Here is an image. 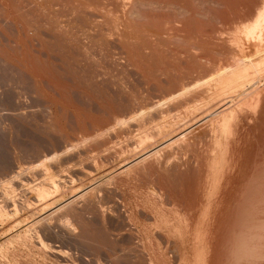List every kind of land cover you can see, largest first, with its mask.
<instances>
[{"label": "rangeland", "instance_id": "obj_1", "mask_svg": "<svg viewBox=\"0 0 264 264\" xmlns=\"http://www.w3.org/2000/svg\"><path fill=\"white\" fill-rule=\"evenodd\" d=\"M212 1L198 3L199 10L217 11L214 4L217 0ZM234 1L230 2L237 3ZM230 7L224 12L229 20L233 14L241 12L237 5ZM151 9L140 10L142 14L134 20L137 29L143 31L168 15L181 14L176 9L159 13ZM22 11L18 17L24 14ZM23 16L22 21L27 15ZM18 17L16 21L22 22ZM212 17L198 18L203 26L197 19L198 23L194 20L190 27L192 30H219L220 27L226 32L235 31L229 24L226 28L225 24L221 26V21ZM0 18V264H264V51H258L262 47H256L254 55L256 74L243 80V87L240 84L222 103H212L203 112H196L195 104H202L206 96V78L216 68L230 64L231 59L227 61L226 58L232 50L228 52L223 47L221 52L226 54H221L218 46L209 45L203 49L214 48L209 52H202L203 46H194L202 52H199L202 55L198 50L195 53L204 57L206 65L200 61L205 67L199 60L200 64L196 60L180 63L168 58L167 62L158 64L154 58L149 57V60L142 56L144 64L135 60L136 65H133L125 62L126 58L130 61L127 50L128 54H134L129 47L86 45L88 49L84 44L81 47L67 44L61 41L59 34L49 32V35L46 29L38 26L15 30L5 25L3 14ZM35 20H41L38 14L28 15L25 21L36 25ZM236 32L237 38H241L240 27ZM30 38L33 43L28 42L32 41ZM16 43H23V47ZM172 45L175 49L170 44L167 46L171 54L178 47ZM248 51L242 43V48L235 53ZM107 53L112 56L107 57ZM182 86H192L194 98L175 100L165 106L163 114L151 111L152 103L176 98ZM225 111L226 116H223ZM135 113L143 114L144 118L130 121L129 125L117 124L116 120H129ZM222 116L227 126L231 117L235 118L231 122L233 125L230 123V133L217 139L214 136L216 124ZM160 130L163 135L156 136L153 142L141 146L137 143L140 134L157 135ZM103 134L106 135L103 137ZM164 147L169 150L161 151ZM152 152L160 153L164 159L169 157L167 165L170 161L173 164L169 166L174 169L169 172L171 175L158 168L153 169L155 172L142 169L143 174L139 176L123 172L131 165L142 166ZM172 152L176 154L174 157ZM160 157L157 158L163 159ZM176 164H180L182 170L173 168ZM115 178L127 181L122 184L119 179L115 184ZM52 182L61 187L59 195L39 201L37 188H48ZM83 199L99 202L107 219L104 227L111 233L110 240L101 239L99 244L91 246L92 249L72 239L74 236L69 235V230H64L65 221L69 220L72 232L78 234L80 231L67 212L50 217L53 211L73 201H77V205L73 204L77 208L85 203L88 205ZM41 201L46 202L42 204ZM94 227L104 235L103 226L96 224Z\"/></svg>", "mask_w": 264, "mask_h": 264}, {"label": "bare ground", "instance_id": "obj_2", "mask_svg": "<svg viewBox=\"0 0 264 264\" xmlns=\"http://www.w3.org/2000/svg\"><path fill=\"white\" fill-rule=\"evenodd\" d=\"M204 0H0V9L2 11V13L0 12V14H3V21H5L4 23H6L5 25H10L12 28H15V30L17 29H28L30 30V28H34L35 26H38L39 28H43L46 29L47 33L49 32H55L57 34H59L58 36L61 37V41H64L67 44H72V45H83V46H92V45H102V44H115L118 45L120 47H125L128 48L129 50H134V54H128V50H127V57L130 58V62L128 58H126L125 56V62H128V64H134L135 60L136 62L140 61L144 64L143 61H141L140 57L142 56V58H146L151 60L152 58H154V61H158V64L161 61H165L167 62V60H169L168 58H170L171 60H176V61H180V63H182L183 61H187L186 63H188L190 61V63L196 60V62H198L200 64V62L204 61V57L199 56V54H201L202 52H206V51H211L212 49H207L206 51H204V48H208V46H218V51L221 54H226V52H224L225 50H232L228 51L231 52L232 54L230 55V57L226 58L227 61L229 59H231V62H229L230 64L228 66H222V68L218 67L216 68V71L213 74H210V76L208 78H206V83H207V87H206V96L204 99V102L200 105H196L195 107V111L196 112H203L204 110L208 109L210 106H212V103L214 104H220L223 101L226 100L227 96H232V94H234V91H236L235 89H237V87H239V85L241 84V82L244 80L246 81L250 75L255 73V68L253 67V62L254 60V55L257 53V48H261L260 50H258L259 52L264 51V0H236L237 3L234 2H230L232 0H217L214 2L215 4V8L217 7V11L215 9V12L213 13L212 11L207 12V11H200L199 7H198V3L203 2ZM214 1V0H213ZM212 1V2H213ZM206 2V1H205ZM208 2V1H207ZM231 4V5H230ZM213 5V4H212ZM235 6L237 5L240 9L241 12L239 13H235L231 14V20L233 18V20H229L230 18H228L227 16H225L226 14L224 13L226 10H228L230 6ZM144 7H151L152 9H154V11H162V10H180L179 12L181 13L180 16H169L164 20H160L156 25L150 26V28H147L143 31H141L140 29H137V27L135 26L134 20L140 15V10ZM205 7V6H204ZM210 8V7H209ZM231 8V7H230ZM149 9V8H147ZM151 9V10H152ZM23 10V11H22ZM150 10V9H149ZM207 10V9H206ZM237 10V9H236ZM22 11V14H26L27 16L29 15H36L38 14L39 18L41 19L40 21L37 22V20H35L37 22L36 25H33L31 23H29L23 18V21L20 20V18L22 19V17H24L23 15H21L20 17H18L20 14V12ZM235 11V10H234ZM246 11V12H245ZM149 12V11H148ZM169 12V11H168ZM219 12V13H217ZM237 12V11H235ZM243 12V13H242ZM144 13V12H143ZM159 13V12H158ZM157 13V14H158ZM166 13V12H165ZM209 13H212L211 15H213L212 18L215 19V21H221L222 25H224V27L226 28V26L229 24L231 27H229V29H234L235 31H229L226 32L223 30H208L207 29L203 30L201 28V30H192V28L190 27L191 23L195 20V23H198V18H205L208 16H211ZM227 13V12H226ZM234 13V12H233ZM140 14V15H139ZM163 14V12H162ZM176 14V13H175ZM144 15V14H143ZM142 15V16H143ZM161 15V12H160ZM164 15V14H163ZM162 15V16H163ZM171 15V14H170ZM141 16V18H142ZM155 16V15H154ZM161 16V17H162ZM16 17L19 18L20 21L22 22H17L16 21ZM35 17V16H34ZM165 17V16H164ZM163 17V18H164ZM2 18H0L1 20ZM38 19V18H36ZM198 19V20H197ZM213 19V20H214ZM228 19V20H227ZM18 20V19H17ZM222 20H224L222 22ZM227 20V21H226ZM2 21V20H1ZM0 21V22H1ZM34 21V20H32ZM154 21V20H153ZM200 21V20H199ZM207 21V20H205ZM219 21V22H220ZM229 21V22H228ZM28 22V23H27ZM157 22V20H156ZM201 22V21H200ZM218 22V23H219ZM226 22V23H225ZM3 23V22H2ZM152 23V22H151ZM204 23V22H203ZM220 23V24H221ZM1 24V23H0ZM202 24V22H201ZM214 24V23H213ZM149 25V24H148ZM198 25V24H197ZM196 26V25H195ZM201 26V25H200ZM203 26V24H202ZM214 26V25H213ZM3 27V24H2ZM9 27V26H8ZM37 27V28H38ZM238 27H240L241 30V38H237L236 36V31L238 30ZM36 28V29H37ZM194 29V28H193ZM216 29V28H215ZM228 29V28H227ZM28 30V31H29ZM3 31V30H2ZM27 31V32H28ZM34 31V29H33ZM36 31V30H35ZM9 32V31H8ZM45 32V31H43ZM6 33V32H5ZM54 33V34H55ZM56 34V35H57ZM27 35V34H26ZM50 35V33H49ZM55 35V36H56ZM195 35V36H194ZM228 35V37H227ZM36 36V35H35ZM34 36V37H35ZM41 36V35H40ZM44 36V35H42ZM48 36V35H47ZM57 36V37H58ZM33 37V36H32ZM39 38V37H38ZM43 38V37H40ZM45 38V37H44ZM52 38V37H51ZM194 39V41L196 42L193 43L194 41L191 40ZM17 38H15L14 40H16ZM31 39V38H30ZM33 39V38H32ZM31 39V40H32ZM2 40V39H1ZM8 40V39H7ZM11 40V39H10ZM9 40V41H10ZM27 40V39H26ZM41 39H39L40 41ZM45 40V39H44ZM49 40V38H48ZM13 41V40H12ZM21 41V40H20ZM19 41V42H20ZM36 41H38L36 39ZM47 42V39L45 40ZM50 41V40H49ZM29 43H33L34 41H28ZM44 42V41H43ZM53 42V41H52ZM14 43V41H13ZM24 43V42H23ZM23 43H16L18 47H23ZM41 43V42H39ZM48 43V42H47ZM57 43V42H56ZM241 43V44H240ZM242 43L247 46L248 48V52L247 53H241V54H236L235 50H239V48H242ZM12 44V42H11ZM15 44V43H14ZM45 44V43H44ZM51 44V41L50 43ZM173 46L172 44H177L178 47H176V51L172 50L173 53L171 54L170 52V48L167 47L168 45ZM48 45V44H47ZM71 45V46H72ZM104 45V46H105ZM203 46V48H201L203 51H199L198 48L196 49L194 46ZM207 45V47H205ZM16 46V45H14ZM28 46V43H27ZM26 46V47H27ZM35 46V45H34ZM40 46V45H39ZM86 46V47H87ZM108 46V45H106ZM134 46V47H132ZM170 46V47H171ZM175 46V45H174ZM173 46L172 49H175V47ZM43 47V46H42ZM85 47V48H86ZM87 47V48H88ZM131 47V48H130ZM221 47V48H219ZM226 48L222 53L221 49L222 48ZM257 47V48H256ZM16 48V47H15ZM106 48V47H105ZM104 48V49H105ZM223 48V49H224ZM229 48V49H227ZM25 49V48H24ZM82 49V48H81ZM89 49V48H88ZM102 49V48H100ZM120 49V48H118ZM193 49V50H192ZM200 49V50H201ZM222 49V50H223ZM255 49V50H254ZM17 50V49H16ZM38 50V49H37ZM46 50V49H45ZM84 50V49H83ZM137 50H140V52L138 53ZM196 50V51H194ZM198 50V52H197ZM28 51V50H27ZM85 51V50H84ZM90 51V50H89ZM93 51V50H92ZM110 51V50H109ZM114 51V50H113ZM135 51H136V55H135ZM142 51V52H141ZM194 51V52H193ZM256 51V52H255ZM31 52V50H30ZM52 52V51H51ZM112 52V51H111ZM199 54H197V53ZM215 52V51H213ZM218 52V53H219ZM227 52V56H229L230 53ZM239 52V51H238ZM245 52V51H244ZM258 52V53H259ZM28 53V52H27ZM38 53V52H37ZM89 53V52H87ZM140 53H142L143 55H140ZM212 53V52H211ZM217 53V52H216ZM217 53V54H218ZM219 53V54H220ZM2 54V53H1ZM36 54V53H35ZM52 54V53H51ZM106 54V53H105ZM111 54V53H110ZM115 54V53H113ZM213 54V53H212ZM215 54V53H214ZM216 54V55H217ZM218 54V55H219ZM20 55V54H19ZM38 55V54H37ZM87 55V54H86ZM108 55V56H107ZM107 57H110L112 55L109 56V53H107ZM129 55V56H128ZM202 55V54H201ZM206 55V54H205ZM27 56V55H26ZM34 56V55H33ZM89 56V55H88ZM87 56V57H88ZM221 57H223V55H220ZM263 56V55H262ZM35 57V56H34ZM86 57V56H85ZM151 59H150V58ZM216 57V56H215ZM226 55L223 57L225 58ZM261 57V56H260ZM5 58V57H4ZM207 59V57H205ZM264 58V56H263ZM6 59V58H5ZM28 59V58H27ZM86 59V58H85ZM108 59V58H107ZM119 59V58H118ZM128 59V61H127ZM140 59V60H139ZM204 59V60H203ZM258 59V58H257ZM9 60V59H8ZM23 60V59H22ZM34 60V59H33ZM63 60V58H62ZM192 60V61H191ZM200 62H199V61ZM216 60V59H215ZM10 61V60H9ZM27 61V60H26ZM42 61V60H41ZM85 61V60H84ZM175 61V62H176ZM182 61V62H181ZM207 63L209 60H206ZM212 61V60H211ZM217 61V60H216ZM223 61V60H222ZM258 61V60H257ZM11 62V61H10ZM29 62V59H28ZM122 62V61H121ZM130 62V63H129ZM147 62H149L147 60ZM151 64L153 63V60L150 61ZM164 62V63H165ZM173 62V61H172ZM171 62V63H172ZM201 62V63H202ZM210 62V61H209ZM263 62V60H262ZM43 63V62H42ZM79 63V62H78ZM84 63V62H83ZM157 63V62H156ZM155 63V64H156ZM185 63V62H184ZM205 64V62H203ZM201 65H204V64ZM212 63V62H211ZM210 63V64H211ZM225 63V62H224ZM33 64V63H32ZM53 64V63H52ZM213 64V63H212ZM216 64V63H215ZM214 64V65H215ZM218 64V63H217ZM216 64V65H217ZM262 64V63H261ZM29 65V64H28ZM41 65V64H40ZM50 65V64H49ZM94 65V64H93ZM97 65V64H96ZM132 65V66H133ZM179 65V64H178ZM197 65V64H196ZM206 65V64H205ZM204 65V67H205ZM215 65V66H216ZM224 65V64H223ZM226 65V63H225ZM264 65V63H263ZM48 66V65H47ZM54 66V65H53ZM74 66V65H73ZM117 66V65H116ZM156 66V65H155ZM211 66V65H210ZM215 66H213L215 68ZM257 66V65H255ZM262 66V65H261ZM38 67V65H37ZM102 67V66H101ZM198 67V65H197ZM43 68V67H42ZM135 68V67H134ZM147 68V66L145 67ZM149 68V67H148ZM162 68V67H161ZM220 68V69H219ZM260 68V66L258 67ZM37 69V68H36ZM51 69V68H50ZM103 69V68H102ZM137 69H141L138 68ZM168 69V68H167ZM206 69V68H205ZM210 69V68H209ZM35 70V69H34ZM42 70V69H41ZM75 70V68H74ZM136 70V69H135ZM148 70V69H147ZM180 70V69H179ZM208 70V69H206ZM215 70V69H214ZM258 70V69H257ZM51 71V70H50ZM121 71V70H120ZM137 71V70H136ZM152 71V70H151ZM154 71V70H153ZM152 71V72H153ZM187 71V70H186ZM194 71V70H193ZM60 72V71H59ZM115 72V71H114ZM144 72V71H142ZM140 72V73H142ZM151 72V73H152ZM178 72V71H177ZM155 73V72H153ZM185 73V72H184ZM72 74V73H71ZM77 74V73H76ZM89 74V73H88ZM200 74V73H199ZM256 74V73H255ZM260 74V73H259ZM263 74V72H262ZM56 75V74H55ZM81 75V74H80ZM87 75V73H86ZM111 75V74H110ZM123 75V74H122ZM144 75V74H142ZM140 75V76H142ZM148 75V74H147ZM158 75V74H156ZM155 75V76H156ZM168 75V74H167ZM178 75V74H177ZM176 75V76H177ZM57 76V75H56ZM60 76V75H59ZM149 76V75H148ZM174 76V77H176ZM179 76V75H178ZM181 76V75H180ZM186 75L184 74V77ZM51 77V76H50ZM74 77V76H73ZM86 77V76H85ZM157 77V76H156ZM251 77V76H250ZM88 78V77H87ZM106 78V77H105ZM62 79V78H61ZM81 79V78H78ZM208 79V80H207ZM76 80V79H75ZM153 80V79H152ZM164 80V79H163ZM253 80V79H251ZM61 81V80H60ZM70 81V80H69ZM203 81V80H202ZM201 84H204L202 83ZM249 81V80H248ZM76 82V81H75ZM54 83V82H53ZM101 84V83H100ZM118 84V83H117ZM50 85V84H49ZM121 85V84H120ZM191 85V84H190ZM242 85V84H241ZM240 85V86H241ZM245 85V84H244ZM248 85V84H247ZM53 86V85H52ZM56 87V86H55ZM75 87V86H74ZM184 87V86H182ZM243 87V85L241 86ZM92 88V87H91ZM251 88V87H250ZM121 89V88H120ZM195 89V88H194ZM68 90V89H67ZM181 92L177 93L178 96H176V98H172L170 101H158L155 103H152L151 106V111H154V114H160V113H164L166 110H164L170 103L175 102L176 101H181L184 100L188 97L190 98H194L193 96V88L192 86H186L184 88L180 89ZM238 90V89H237ZM252 90V89H251ZM92 91V90H91ZM105 91V90H104ZM254 91V90H253ZM260 91V90H259ZM39 92V91H38ZM90 92V91H89ZM95 92V91H94ZM195 92V91H194ZM242 92V91H241ZM92 93V92H91ZM106 93V92H105ZM176 93V92H175ZM236 93V92H235ZM260 93V92H259ZM264 93V91H263ZM45 94V93H44ZM205 94V93H204ZM261 94V93H260ZM192 95V96H191ZM62 96V95H61ZM200 96V94H199ZM202 96V95H201ZM200 96V97H201ZM240 96V95H239ZM262 96V95H261ZM18 97V96H17ZM33 97V96H32ZM49 97V96H48ZM134 97V96H133ZM198 97V96H197ZM96 98V97H95ZM204 96H202L201 99H203ZM261 98V97H260ZM48 99V98H47ZM97 99V98H96ZM121 99V98H120ZM198 99V98H197ZM196 99V100H197ZM54 100V99H53ZM84 100V99H83ZM92 100V99H91ZM102 100V99H101ZM13 102V101H12ZM26 102V101H25ZM84 102V101H83ZM100 102V101H99ZM138 102V101H137ZM188 102V101H187ZM191 102V101H190ZM198 102V100H197ZM201 102V100H200ZM87 104V103H86ZM230 104V103H229ZM238 104V103H237ZM143 105V104H142ZM176 107L177 105L174 104ZM188 105V104H187ZM184 106V105H183ZM226 106V105H225ZM224 106V107H225ZM238 106V105H237ZM68 107V106H67ZM95 107V106H94ZM125 107V106H124ZM85 108V107H84ZM93 108V107H92ZM223 108V107H222ZM184 109V108H183ZM229 109V108H228ZM126 110V109H125ZM174 110V109H173ZM144 111V110H143ZM29 112V111H28ZM133 112V111H132ZM181 112V111H180ZM179 112V113H180ZM223 112V111H222ZM67 113V112H66ZM96 113V112H95ZM112 113V112H111ZM142 113V112H141ZM152 113V112H151ZM188 113V112H187ZM226 111L223 113V116H226ZM264 113V112H263ZM131 114V113H129ZM138 114V113H137ZM169 114V113H168ZM183 114V112H182ZM149 115V114H148ZM190 115V114H189ZM245 115V114H244ZM261 115V114H259ZM222 116L221 120L218 121V124H216V131H215V138H219L221 135L223 134H229L231 131V122H233L232 120L235 118L234 116L231 117V120L227 125L225 122V118ZM56 117V116H55ZM150 117V116H149ZM177 117V116H176ZM144 118V115L141 114V116L138 114L135 116H133L131 119L129 120H123V121H117L118 125H129L130 121L135 122L138 120H142ZM172 118V117H171ZM217 118V117H216ZM255 118V117H254ZM264 118V117H263ZM60 119V118H59ZM81 119V118H80ZM110 119V118H109ZM176 119V118H175ZM84 120V119H83ZM88 120V119H87ZM151 120V118H150ZM170 120V119H168ZM218 120V118L216 119ZM236 120V119H235ZM263 120V119H262ZM16 121V120H15ZM139 121V122H140ZM152 121V120H151ZM146 122V121H145ZM166 122V121H164ZM163 122V123H164ZM214 122V121H213ZM260 122V121H259ZM162 123V122H161ZM160 123V125H161ZM162 123V126H163ZM231 123V124H230ZM261 123V122H260ZM116 124V125H117ZM136 124V123H135ZM48 125V124H47ZM50 125V124H49ZM138 125V124H137ZM147 125V122L146 124ZM233 125V124H232ZM143 126V125H142ZM177 126V125H176ZM147 127V126H146ZM154 127V126H153ZM167 127V126H166ZM181 128V127H180ZM141 129V128H140ZM191 129V128H190ZM146 130V129H145ZM140 132V131H139ZM109 133V132H108ZM188 133V132H187ZM211 133V132H210ZM52 134V133H51ZM102 133H99V136H101ZM116 134V132H115ZM68 135V134H67ZM106 134H103L102 136L104 137ZM109 135V134H108ZM122 135V134H121ZM142 135V136H141ZM163 135V131H159L157 133V135L155 134H140V141L137 143H140L141 145H145L147 143H151L155 140V137H161ZM212 135V134H211ZM210 135V136H211ZM200 136V135H199ZM213 136V135H212ZM138 137V136H137ZM158 137L156 138V140L158 139ZM99 138V137H98ZM97 138V139H98ZM106 138V137H105ZM139 138V137H138ZM200 138V137H199ZM198 138V139H199ZM62 139V137H61ZM103 138H101L102 140ZM206 139V138H205ZM99 140V139H98ZM213 140V139H212ZM97 141V140H95ZM214 141V140H213ZM61 142V141H60ZM156 142V141H155ZM186 142V140H185ZM184 142V143H185ZM122 143V142H121ZM177 143V142H176ZM193 143V142H192ZM204 143V142H203ZM208 143V142H207ZM210 143V142H209ZM50 144V143H49ZM166 144V143H165ZM189 144V143H188ZM206 144V143H205ZM121 145V144H120ZM197 145V144H196ZM166 146V145H165ZM210 146V145H209ZM54 147V146H53ZM121 147V146H120ZM127 147V146H126ZM134 147V146H133ZM156 147V146H155ZM208 147V146H207ZM62 148V147H61ZM123 148V147H122ZM121 148V149H122ZM160 148V147H159ZM164 148L166 150H164ZM161 151H168L167 147H164ZM184 148V147H183ZM186 148V146H185ZM191 148V147H190ZM29 149V148H28ZM60 149V148H59ZM189 149V147H188ZM195 149V148H194ZM182 150V149H181ZM191 150V149H190ZM204 150V149H203ZM160 151V152H161ZM159 152V151H158ZM158 152H152V154L148 153V157L146 159H144V163L143 165H139L137 166L136 164L134 166L131 165V167L128 169L129 170H125L123 169V172H134L135 175L138 174H143L142 173V169L145 172L146 170H153L154 168H158V170L160 169L162 172L165 171L166 173H169L170 171H173L174 169H172L169 165L173 164V163H168L167 165V161L169 159V157H166V159H164L162 156L160 155V153L158 154ZM180 152V151H179ZM207 152V151H206ZM123 153V151L121 152ZM151 153V152H150ZM170 153V151L168 152ZM173 153V152H172ZM171 155H173V157L176 155H174V153ZM195 153V152H194ZM208 153V152H207ZM55 154V153H54ZM113 154V153H112ZM158 154V155H157ZM162 154V153H161ZM206 154V153H205ZM144 155V154H143ZM105 156V155H104ZM155 156H161V160H159V158L155 157ZM185 156V155H184ZM183 156V157H184ZM67 157V156H66ZM198 157V155H197ZM205 157V156H204ZM48 158V157H46ZM45 158V159H46ZM178 159V158H177ZM176 159V160H177ZM183 159V158H181ZM99 160V159H98ZM142 160V159H141ZM163 160V161H162ZM170 160V159H169ZM41 161V160H40ZM53 161V160H52ZM100 161V160H99ZM104 161V159H103ZM106 161V160H105ZM205 161V159H204ZM207 161V160H206ZM172 162V161H171ZM42 163V162H41ZM45 163V162H44ZM182 163V162H181ZM188 163V162H187ZM197 163V162H196ZM206 163V162H205ZM43 164V163H42ZM41 164V165H42ZM163 164V165H162ZM49 165V164H48ZM104 165V164H103ZM113 165V164H112ZM158 165H162V166H158ZM184 165V164H183ZM208 165V164H207ZM44 166V165H43ZM137 166V167H136ZM191 166V165H190ZM199 166V165H198ZM202 166V165H201ZM126 167V166H125ZM164 167V168H161ZM181 165L180 164H176L173 165V168H175L177 171H179L178 169H180ZM195 167V166H194ZM200 167V166H199ZM145 168H148L145 170ZM178 168V169H177ZM205 168V167H204ZM163 169V170H162ZM196 170V168H194ZM203 169V168H202ZM14 170V169H13ZM12 170V171H13ZM141 170V173H140ZM157 170V171H158ZM159 170V171H160ZM182 170V168L180 169ZM154 172L156 170H153ZM158 171V172H159ZM160 171V172H161ZM186 171V170H185ZM174 172V171H173ZM205 173V171H203ZM126 173V174H127ZM153 173V172H152ZM179 173V172H178ZM121 174L122 170H121ZM131 174V173H130ZM150 174V173H149ZM170 174V173H169ZM176 174V172H175ZM115 175V174H114ZM133 175V174H132ZM152 175V174H151ZM162 175V174H161ZM165 175V174H164ZM171 175V174H170ZM184 175V174H183ZM189 175V174H188ZM185 175V176H188ZM116 176V175H115ZM127 179H129V175ZM139 176V175H138ZM67 177V176H66ZM73 177V176H72ZM113 177V175H112ZM120 177V176H119ZM123 177V175H122ZM134 177V176H133ZM143 177V176H142ZM166 177H169L168 175ZM124 178V177H123ZM130 178L132 180V177L130 175ZM160 178V177H159ZM186 178V177H185ZM209 178V177H208ZM69 179V178H68ZM72 179V178H71ZM114 179V178H113ZM120 180H122V184L126 183V181L122 178H119ZM119 179L118 181H114L119 183ZM154 179V178H153ZM166 179V178H165ZM21 180V179H20ZM123 180L125 182H123ZM141 180V179H139ZM168 180V179H167ZM135 181V180H134ZM185 181V180H184ZM53 183V182H52ZM113 183V184H114ZM159 183V182H158ZM161 183V182H160ZM51 184V183H50ZM116 184V183H115ZM11 185V184H10ZM61 185V184H60ZM127 186V185H126ZM35 187V186H34ZM41 187V186H40ZM66 187V186H65ZM97 187V186H96ZM116 187V186H115ZM121 187V186H120ZM165 187V186H164ZM17 188V187H16ZM93 189V188H92ZM167 190V188H165ZM36 190V189H35ZM61 190V187L59 186V184L57 182H54L51 186H49L48 188H45L44 186H42L41 188H37V193H38V197L37 199L43 200L45 198H49L52 197L56 194H58V192ZM97 191V190H96ZM169 191V190H168ZM100 192V191H99ZM111 193V192H110ZM152 193H150L149 195H151ZM59 195V194H58ZM110 195V194H109ZM127 195V194H126ZM166 195V194H165ZM21 196V195H20ZM57 196V195H56ZM86 196V195H83ZM82 196V197H83ZM94 196V195H93ZM100 196V195H99ZM128 196V195H127ZM152 196V195H151ZM55 197V196H54ZM53 197V198H54ZM89 198H92L91 196L88 195ZM159 197V196H158ZM157 197V198H158ZM86 199H88L86 197ZM152 199V197H151ZM85 200V199H83ZM107 200V199H106ZM118 200V199H117ZM136 200V199H135ZM157 200V199H156ZM14 201V200H13ZM47 201V200H46ZM46 201L42 202L45 203ZM87 202V200H85ZM84 201V203H85ZM137 201V200H136ZM160 201V200H159ZM248 201V200H247ZM77 202V201H76ZM73 201V204L76 203ZM89 202V203H88ZM87 204H83L82 208H77V206H74L73 204L69 203L70 205L62 207V209L60 208L58 211L55 210L53 211L52 215L50 217H54L57 213L59 212H67L69 216H71V218L77 222V224L79 225L80 231L78 232V234L73 233L72 232V223H70L69 220L65 221V225L64 230H69V235L74 236L72 239L80 240V242H84L85 244H87L88 247H93L97 244H99L100 240L102 239H111V233H109L107 231V228L104 227V224L106 223L105 220L106 216L104 215V213L101 210V207L99 205V202L96 203L94 202L92 199L88 200ZM78 203H76L77 205ZM159 205V204H158ZM84 207V208H83ZM1 208V207H0ZM66 213V214H67ZM138 214V213H137ZM62 215V214H61ZM88 215V216H87ZM93 217L94 219H92L91 217ZM126 217V216H124ZM70 218V217H69ZM90 218V219H89ZM158 218V217H157ZM57 219V217H56ZM71 219V220H72ZM111 219V218H110ZM90 220V221H89ZM93 220V221H92ZM133 221V220H132ZM63 222V221H62ZM75 222V223H76ZM96 224H98V226H103V228H105L104 230V235L103 234H99V232L97 230H95L96 228L94 227ZM32 225V224H31ZM106 225V224H105ZM43 226V225H42ZM41 226V227H42ZM156 226V225H155ZM115 227V226H114ZM112 230V229H111ZM151 231V230H150ZM248 232V231H247ZM39 233V232H38ZM116 233V232H115ZM143 233V232H142ZM147 233V232H146ZM75 234V235H73ZM99 235V236H96ZM68 235V236H69ZM149 236V235H148ZM246 236V235H245ZM255 237V236H254ZM155 238V237H154ZM24 240V239H23ZM74 240V241H75ZM150 240V239H149ZM104 241V240H103ZM155 241V240H154ZM244 241V240H243ZM248 241V240H247ZM105 242V241H104ZM117 242V241H116ZM236 243V242H235ZM110 244V243H109ZM115 244V243H114ZM139 244V243H137ZM143 244V243H142ZM255 244V243H254ZM108 245V244H107ZM132 245V244H131ZM240 245V244H239ZM116 246V245H115ZM147 246V245H146ZM153 246V245H152ZM249 246V245H248ZM54 247V246H53ZM91 247V249H92ZM100 247L102 248V246L100 245ZM111 247V246H110ZM246 247V246H245ZM251 246H249L250 248ZM18 248V247H17ZM113 248V247H112ZM237 248V247H236ZM247 248V247H246ZM114 250H116L115 248H113ZM136 249V248H135ZM112 250V249H111ZM253 251V249H252ZM11 252V251H9ZM95 252V251H94ZM105 252V251H104ZM112 252V251H110ZM255 254V253H254ZM115 255V254H113ZM138 255V254H137ZM159 255V254H158ZM247 255V254H246ZM15 256V255H14ZM73 257V256H72ZM248 257V255H247ZM64 258V257H63ZM66 258V257H65ZM12 259V258H11ZM123 259V258H122ZM242 259V258H241ZM13 260V259H12ZM133 260V259H132ZM149 260V259H148ZM147 260V261H148ZM159 262V261H158ZM127 262H117V264H126ZM129 263V262H128Z\"/></svg>", "mask_w": 264, "mask_h": 264}]
</instances>
